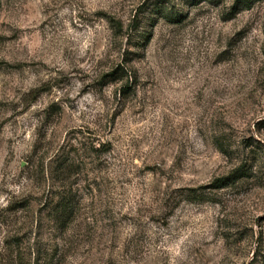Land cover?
I'll use <instances>...</instances> for the list:
<instances>
[{"label": "rangeland", "instance_id": "obj_1", "mask_svg": "<svg viewBox=\"0 0 264 264\" xmlns=\"http://www.w3.org/2000/svg\"><path fill=\"white\" fill-rule=\"evenodd\" d=\"M0 264H264V0H0Z\"/></svg>", "mask_w": 264, "mask_h": 264}, {"label": "trees", "instance_id": "obj_2", "mask_svg": "<svg viewBox=\"0 0 264 264\" xmlns=\"http://www.w3.org/2000/svg\"><path fill=\"white\" fill-rule=\"evenodd\" d=\"M239 4L241 5H248L250 3V0H238ZM235 182V176L229 175L221 178H217L213 181L211 184V187L213 188H224L227 187Z\"/></svg>", "mask_w": 264, "mask_h": 264}]
</instances>
